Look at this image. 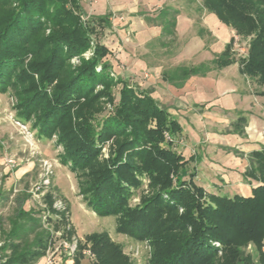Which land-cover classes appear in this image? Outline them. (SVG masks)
I'll list each match as a JSON object with an SVG mask.
<instances>
[{"label": "trees", "instance_id": "obj_1", "mask_svg": "<svg viewBox=\"0 0 264 264\" xmlns=\"http://www.w3.org/2000/svg\"><path fill=\"white\" fill-rule=\"evenodd\" d=\"M201 5L247 39L245 55L235 57L232 36L210 64L222 68L237 62L241 74L264 86V0H201ZM176 14L169 7L159 10L162 35L174 34ZM110 16L86 15L80 0H0V93L13 92L16 118L30 122L37 137L55 136L62 147L59 162L75 173L87 208L114 216L116 232L149 241L148 264H241L237 247L248 241L258 246L264 238V147L249 153L245 175L258 184L247 196L206 193L192 182L194 172L185 180L189 159L164 136L172 140L180 133L177 121L148 91L136 92L109 73L103 59L109 50L101 38L111 27ZM91 41L93 54L81 57ZM74 56L80 63L71 66ZM209 70V64L178 67L169 76L184 80ZM109 102L112 111L97 119ZM110 138V157L101 160L100 147ZM143 177L149 193L130 206ZM27 198L12 197L15 210L7 228L0 218V264H36L50 245L49 232H36L41 220L24 210ZM8 201L0 193V206ZM45 201L46 221L56 229L63 225L70 241L72 225L53 208L51 193ZM210 241L224 245L222 263ZM85 249L94 255L92 264H135L104 231L78 240L70 264H80Z\"/></svg>", "mask_w": 264, "mask_h": 264}, {"label": "crops", "instance_id": "obj_2", "mask_svg": "<svg viewBox=\"0 0 264 264\" xmlns=\"http://www.w3.org/2000/svg\"><path fill=\"white\" fill-rule=\"evenodd\" d=\"M173 1L96 0L92 7L97 15L111 13L105 42L119 49L125 78L179 124L174 149L189 159L183 174L194 172V182L215 194L249 195L258 182L242 175L250 166L246 155L264 147V86L241 74L237 62L210 64L234 31L214 13L191 8L190 0L178 6ZM163 7L177 11L173 35L183 42L175 50L168 49L173 37L161 34L156 19ZM201 64L210 65L205 75L169 76L178 67Z\"/></svg>", "mask_w": 264, "mask_h": 264}, {"label": "rangeland", "instance_id": "obj_3", "mask_svg": "<svg viewBox=\"0 0 264 264\" xmlns=\"http://www.w3.org/2000/svg\"><path fill=\"white\" fill-rule=\"evenodd\" d=\"M80 1L86 15H97V9L92 7L96 0ZM180 1L175 0L173 2L178 6L181 5ZM190 6L193 9L203 8L201 0H190ZM195 23H197V20ZM232 36L234 37L232 51L235 57L245 55L247 39L235 35L234 32ZM172 37L167 42L168 49H178L183 40L178 39L176 35H172ZM94 43V41H91V45L81 54V57L88 58L93 54ZM101 43L109 50L103 59H106L110 64V75L115 80H126L138 92L140 89L134 84L135 80H127L125 74H123V60L121 57L117 58L116 56L119 49L109 46L105 42V36L101 38ZM79 63L80 59L77 56L70 59L71 66H76ZM121 85L119 82L113 88V94L116 98ZM99 88L97 87V89ZM15 104L16 96L13 95L10 89L5 93H0V193H4L9 197V201L4 206H0V218L3 227L7 228L9 220L13 218L15 204L12 197L18 193L26 194L28 198L24 203V210L31 211L33 216L41 220V226L36 228V232L44 230L49 232L51 236L50 245L45 255L36 264H70L77 241L83 240L85 235L103 231L108 234L112 241L121 245L123 252L135 264H148V260L152 255V246L149 241L137 240L116 232V219L114 216H98L85 206L79 194L78 178L74 172L59 162L58 155L62 151V147L56 145L55 136L51 139L37 137L30 122H21L16 118ZM111 111L112 104L110 102L105 103L104 111L99 113L96 118L100 119ZM242 131L243 128H241L240 134ZM164 136L167 138L169 135L165 133ZM176 139L177 136L173 137L172 140L169 139L173 141V146ZM112 146L113 139L106 140L100 147L99 159L107 160L110 157ZM232 151L235 155L241 156L239 151ZM246 156L250 165L249 154ZM254 165L256 167V163ZM188 174H183L184 179L187 181ZM257 175L259 174L257 173ZM242 176L244 180L250 178L245 175V171ZM171 179L175 181L176 176L171 175ZM191 180L195 185L202 187L206 193H213L207 191L199 183L196 184L193 177ZM47 193L53 195V208L63 211L68 223L73 227L74 233L70 241L66 237L67 234L64 231L66 228L63 225L56 229L54 223L46 221L47 203L45 195ZM147 193H149L148 179L143 177L141 186L133 191L129 205H137L140 202L141 195ZM218 193H221L218 195L228 196L223 192ZM231 196L233 195H229V197ZM179 212H181V209H179ZM210 243L216 248V258L222 263L224 245L218 241H210ZM237 249L240 252L241 264H264V238L258 246L252 241H248L246 244L238 246ZM83 253L80 264H92L94 255L88 249H85ZM245 259L248 260L245 261Z\"/></svg>", "mask_w": 264, "mask_h": 264}, {"label": "built area", "instance_id": "obj_4", "mask_svg": "<svg viewBox=\"0 0 264 264\" xmlns=\"http://www.w3.org/2000/svg\"><path fill=\"white\" fill-rule=\"evenodd\" d=\"M167 139H170V137H169V136H167Z\"/></svg>", "mask_w": 264, "mask_h": 264}]
</instances>
